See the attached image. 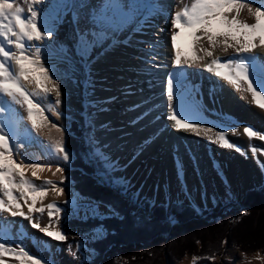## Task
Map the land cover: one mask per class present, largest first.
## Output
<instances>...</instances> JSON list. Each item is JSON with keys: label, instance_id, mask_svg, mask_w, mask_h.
<instances>
[{"label": "bare ground", "instance_id": "bare-ground-1", "mask_svg": "<svg viewBox=\"0 0 264 264\" xmlns=\"http://www.w3.org/2000/svg\"><path fill=\"white\" fill-rule=\"evenodd\" d=\"M79 2L66 0L67 5H72L67 11L56 0H39V3L35 0H19L17 4L28 9V14L24 15H30V9L46 15L53 28L54 37L33 42L29 52L31 54L35 51L36 44L42 47L45 66L51 64L61 77L62 104L55 105L54 93L46 98L33 97V100L41 104L48 121L56 124L63 132L52 128L51 123L39 132L33 131L27 120L26 109L2 95L0 107L6 111L0 114V125L9 134L13 150L18 154L17 160L23 157L25 164L45 165L43 170H36V177L32 176V169L25 167L26 178L36 185L52 181L62 187L64 192L57 195L49 188L43 199L38 194L27 193L28 204H32L34 198L36 202L33 208L43 207L44 212L33 211L31 219L13 217L8 212L0 213V236L7 234L29 245L30 242L43 243L56 256H60L62 248L70 245L69 248L79 251V258L86 253L82 247L89 249V238L83 235L82 230L65 232L55 227L63 214L70 212L82 198L69 187L68 176L73 167L71 158L64 162L62 155H54L52 152L53 142L60 140L62 135L67 148L66 135L70 129L68 121L73 115L82 117L88 106L92 112H97V142L93 150L97 155L100 154L105 164L112 165L110 169L114 172L116 182L127 184L129 191H135L139 198L163 203L184 202L202 211L203 208L215 206L217 197L224 201H240L245 192L261 187L264 184V140L248 137L244 128L251 127L264 135V109L252 102L251 93L245 94L246 99L241 98V93L233 86L207 72L204 65L210 62V58L205 57L197 65L181 69L187 77L182 90L189 91L188 113L194 110L204 126L213 127L214 131H225L230 142L242 151L221 147L210 142L207 137H198L183 128L177 131L171 127L174 122L168 119V75L164 81L162 70L175 71L172 67L174 53L171 49L169 17L175 13L173 9L181 11L185 5L190 6L192 0H145L135 17L123 25L113 40L106 42L103 48L93 49L86 64L82 63L75 49L76 29L88 26L89 7L98 4L99 0H84L88 7L83 9L77 8ZM242 2L252 8L261 6V0ZM57 12L61 13L59 20H55ZM239 19L247 23L255 22L247 7L241 9ZM177 45L182 55L193 54L186 35L177 38ZM72 52L82 64L81 76L85 81L83 88V80L76 73L74 65L65 60L71 58L69 55ZM231 54V49L228 54L220 47L214 50V56L222 61ZM252 55L257 56L256 75H260L261 68H264V45H259L257 41ZM69 69L73 74L67 76L66 71ZM24 84L29 91L37 90L35 84L28 81H24ZM81 88L84 91L82 97L79 94ZM49 164L51 171L47 168ZM57 166L64 170L63 183L60 173L53 175ZM16 195L19 196V192ZM0 198H4L2 194ZM20 203L27 213L28 204L23 199ZM53 203L62 212L49 218L47 205ZM113 213L111 207L98 203L93 211L94 216L105 219ZM33 223L49 227L51 231L60 229L67 239H52L32 227ZM229 255L232 258L229 264H247L243 262L242 254L238 260L234 259V251L230 250ZM77 259L67 254L63 257L64 264H71ZM0 261L3 264H20L19 259L11 256H2ZM192 262L186 260L183 264ZM249 264H264V257L258 254Z\"/></svg>", "mask_w": 264, "mask_h": 264}, {"label": "snow or ice", "instance_id": "snow-or-ice-1", "mask_svg": "<svg viewBox=\"0 0 264 264\" xmlns=\"http://www.w3.org/2000/svg\"><path fill=\"white\" fill-rule=\"evenodd\" d=\"M35 2L39 3V0ZM56 2L58 5H64V11L72 7L66 4V0H56ZM144 2L145 0H99L98 4L90 6L87 14L88 26L84 29L79 27L76 29L75 49L82 63H88L93 49L103 48L106 42L113 40L122 30L123 25L135 17ZM78 6L82 9L88 7L84 0H80ZM245 7L254 16V23L239 19L241 9ZM60 14L57 12L55 20H59ZM73 17L76 18L75 13ZM169 19L171 49L174 53L172 67L175 69L169 72L166 81L167 106L170 110L168 119L174 122L171 127L177 131L183 128L198 137L205 136L210 142L217 143L221 147L234 148L235 151L241 152L240 147L230 142L225 131H214L213 127L204 126V122L194 110L188 113L189 91L182 90L186 78L181 69L197 65L205 57L210 58V62L204 65L207 72L213 73L217 78L233 86L241 93V98L246 99L245 94L251 93L252 102L264 109V68H261L260 75H256L257 56L252 55L257 47V41L259 45H264V0H261V6L255 8L242 0H192L190 6L185 5L181 11L170 15ZM182 34L190 41L192 55H182L181 48L177 45V38ZM53 37L54 31L46 15L34 9H30V15H24V8L15 5L12 0H0V95L10 98L15 105L26 109L27 120L35 132L41 131L42 127L51 122L44 115L41 104L34 102L33 97L46 98L54 93L55 105L62 104L61 77L57 75L51 64L45 66L42 47L36 44L35 51L31 54L29 52L33 42H42ZM217 47H220L225 54L231 49V56L223 61L214 56ZM24 81L35 84L37 90L29 91ZM5 111L4 107H0V114ZM51 127L63 132L54 123H51ZM244 132L250 138L259 137L264 140V135L251 127H245ZM52 152L54 155H62L64 162L70 160L63 135L60 140L53 142ZM17 155L10 143L9 134L4 126L0 125V194L4 197L0 198V213L8 212L13 217L31 219L33 211L43 213L44 208L34 209L33 205L36 202L34 198L32 204H28L27 193L38 194L43 199L49 188L57 195L63 194L64 189L52 181L36 185L26 178L25 167L32 169V176L36 177V170H43L45 165L25 164L23 157L16 159ZM108 167L111 168L112 165L109 164ZM47 168L51 171L50 164ZM63 171L57 166L53 173V175L61 174V183L65 179ZM17 192L19 196L16 195ZM21 199L28 204L27 213L22 208ZM47 209L49 218L62 212V209L54 203L48 204ZM32 227L38 228L57 241L67 239L60 229L51 231L49 227H41L38 223H33ZM13 253L20 260V264H41L42 258H34L23 247H20L19 251L16 248L6 247L3 237L0 236V257ZM0 264H3V261H0Z\"/></svg>", "mask_w": 264, "mask_h": 264}, {"label": "trees", "instance_id": "trees-1", "mask_svg": "<svg viewBox=\"0 0 264 264\" xmlns=\"http://www.w3.org/2000/svg\"><path fill=\"white\" fill-rule=\"evenodd\" d=\"M70 125L67 149L76 156V160L72 161L73 189L83 198L112 207L120 217L104 220L70 219L65 223L67 228H82L86 233L100 227L107 230L104 238L90 244L96 253L93 259L82 264H116L117 257L126 259L128 264H163L160 253L165 249L175 248L172 243L178 241L180 244L176 248L181 249L184 245L182 241L185 242L189 235H192L193 242L202 244V251L196 252L193 249L179 250V252L181 255L193 252L192 254L201 258L196 264H203L222 251L221 242L232 237L230 234L234 233L242 239L254 241L260 240L262 238L260 236L264 235V186L260 191H248L244 195L243 207L233 206L222 209L221 204L218 203L213 213L203 211L201 215H197L189 206L171 205L169 214L179 223L177 226H172L171 221L166 219L168 210L164 205L155 207L148 214L150 211L148 202L140 208L132 200L131 194L128 196L123 194L124 187L114 186L111 179L107 184L96 180L93 176L96 168L103 166L97 157L94 159L95 165L86 163V154H92L93 147L86 146L82 141V135L85 132L90 134L92 126H88L84 131L74 122Z\"/></svg>", "mask_w": 264, "mask_h": 264}, {"label": "rangeland", "instance_id": "rangeland-1", "mask_svg": "<svg viewBox=\"0 0 264 264\" xmlns=\"http://www.w3.org/2000/svg\"><path fill=\"white\" fill-rule=\"evenodd\" d=\"M14 1H15L14 2L15 5H17L19 3V0H14ZM21 7L24 8V14L25 13L28 14V9L26 7H23V6H21ZM77 8H80V7L77 6ZM170 8L173 9L174 7H170ZM173 10L176 12L177 8L173 9ZM71 54L72 55H69L71 58H65V60L74 65V67H75L74 69L76 70V73H78L80 79L83 80V82H82L83 83L82 88H83L85 85V83H84L85 81H84L83 77L81 76V70L80 69L82 67V64H81L79 58L77 57V55L75 53L72 52ZM72 74L73 73H72L71 69L66 71L67 76H70ZM82 88H81L80 93H79L81 97L84 95V91H82ZM90 109L91 108H89V106H88V108L85 111L86 113H84V115L82 117L73 115L69 119L68 122H69V124H71V122L78 124L80 128L84 129V131L88 128V126H90V125L92 126V131L90 134L88 132H85V134L82 135L83 136L82 141L86 144V146H89V147L92 146L93 147L91 149L93 153L92 154L91 153L86 154V157H85L86 163L88 165H95L96 163H95L94 159H95V157H97V159L99 160V163L102 164V166H103L102 168H98V167L96 168L95 174L93 175L96 180H99V182H101V183L107 184L109 182L108 180L111 179L114 186L124 187L125 190H124L123 194H125V196H128V194H131L132 200L134 202H136L137 205L140 206V208L143 207V204L148 202L150 205V211L148 214H150V212L153 211L155 209V207L163 206V205L165 207L167 206L169 208L171 206L170 204H173V205L175 204L177 206H189V207H191L190 205H188L184 202L174 201V202L163 203V202H154V201L147 199V198H139L135 191H133V190L129 191L127 184L122 183V182L117 183L116 178H114V172L112 171V169H110L108 167V165L105 164V162L101 158L100 154L97 155L96 152L94 151L96 149L95 142H97V137H95L96 136V130H97L96 129V123H95L96 122L95 120L97 117V112H92V110H90ZM68 135H70L69 132L66 136L68 137ZM94 147H95V149H94ZM68 152L70 153L71 162L75 161L76 156L74 155V152H70L69 149H68ZM73 170L74 169L72 167L71 173L73 172ZM71 173L68 176V181L70 183L69 187H70V189H72V191L77 193L73 189L74 182L71 179ZM263 185L261 187H257L256 189H250L248 191L249 192H254V191H258V190L260 191L262 189ZM247 192H245L243 194V196H241L240 201H237V200L224 201L222 198L217 197L215 206H213L212 208H209V209L203 208L202 211H198L197 209H195L193 207H191V208H193L196 211L197 215H201L203 213V211L213 213L214 212L213 210L218 203L221 204L222 209L223 208L224 209L231 208L233 206H237V207L242 206L243 207V204L245 202V196L244 195H246ZM77 194H79V193H77ZM80 197L82 198V201H80V203H78L77 205H74L70 212H66L65 214H63V217L55 224V227H60L65 232H68V231L74 232L76 230H82L83 231V235L86 238H89V242H87L89 249H85L84 247H82L86 251V253L83 255V257L79 258V255H78L79 251L74 249V248H69V247H66L64 249L62 248V253L60 254V256H56L55 252L45 248L43 243L32 244L30 242L31 245H29L28 242L22 241V240H17L16 238H13L7 234L1 235L3 237V241L5 242V246L11 247V248H16L17 251H19L20 247H23L34 258H36V259L42 258L41 259L42 264H64L63 257L65 256V254L71 256L74 260L78 258L75 262H72L71 264H82L83 262L92 260L96 253L92 249L90 244H91V242H94V241L97 242V240L104 238L107 234V230H105V228H103V227H100L96 230H92L91 232L86 233L82 228H73V229L67 228L65 223L67 221H69L70 219L71 220H73V219L86 220L89 218H97V219L104 220L105 218L94 216V214H93V211H94L98 202L96 203V202H94L88 198H83L81 195H80ZM257 200H259V199H257ZM98 204H100V203H98ZM102 205H104V204H102ZM105 206H108V205H105ZM167 210H168L167 211L168 215H167L166 219L171 221L172 226H177L179 224L177 219L174 216L169 214L170 209L167 208ZM109 217L120 218L119 214L115 210H114V213L111 214ZM227 235H229V232L227 233ZM230 235L232 237H228V239H224L221 242V246H223V247H221L222 251L217 253L215 255V257L207 260L203 264H229V261L232 260V258L229 255L230 250H232V251H234V253H236V257H234L235 260H238L239 255L242 254L243 260H244L243 262H245L247 264L251 263V261H253L254 256H256L258 254H260L261 256L264 257V235L260 236V237H262V238H260L261 241L260 240L254 241L252 239H242V238L238 237L237 235H234V233L230 234ZM193 240L194 239H193L192 235H189L188 239L186 241L184 240L185 242L182 241V243L184 245H182L181 249H180V247L176 248L177 245L180 244V241L175 242V243L173 242L172 246H174L175 248L165 249L163 252L160 253L163 264H183L186 260H192L193 261L192 263L196 264L198 259H201V258L192 254L193 252L185 253L183 255H181V252H179V250L180 251L181 250L182 251H186V250L190 251L193 249L196 252L202 251V249H201L202 244L200 242H197V241L193 242ZM258 247H261V248H258ZM7 256L16 257L14 253L13 254H5L3 257H7ZM115 260H116V264H128L126 259H124V258H118L117 257V258H115Z\"/></svg>", "mask_w": 264, "mask_h": 264}]
</instances>
